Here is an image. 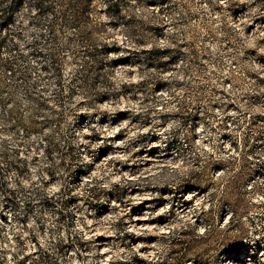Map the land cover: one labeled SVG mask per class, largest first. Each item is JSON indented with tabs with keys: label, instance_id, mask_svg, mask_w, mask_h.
I'll return each mask as SVG.
<instances>
[{
	"label": "rangeland",
	"instance_id": "obj_1",
	"mask_svg": "<svg viewBox=\"0 0 264 264\" xmlns=\"http://www.w3.org/2000/svg\"><path fill=\"white\" fill-rule=\"evenodd\" d=\"M3 1L0 264H264V0Z\"/></svg>",
	"mask_w": 264,
	"mask_h": 264
},
{
	"label": "built area",
	"instance_id": "obj_2",
	"mask_svg": "<svg viewBox=\"0 0 264 264\" xmlns=\"http://www.w3.org/2000/svg\"><path fill=\"white\" fill-rule=\"evenodd\" d=\"M18 8L9 1L0 0V55L4 56L3 51L6 48L8 42H10L9 36L11 35L15 19L17 16ZM12 72V70H8ZM255 177L250 180L249 186L252 187Z\"/></svg>",
	"mask_w": 264,
	"mask_h": 264
},
{
	"label": "bare ground",
	"instance_id": "obj_3",
	"mask_svg": "<svg viewBox=\"0 0 264 264\" xmlns=\"http://www.w3.org/2000/svg\"><path fill=\"white\" fill-rule=\"evenodd\" d=\"M146 159H147V157H146ZM148 161H146V162H144V163H142V164H144L143 166H144V168H148L151 164H152V162H151V159L150 158H148L147 159ZM150 160V161H149ZM144 161V160H143ZM130 174V173H129ZM135 174V173H134ZM196 192H193V194H195ZM131 221V228H142L143 226H148L146 223H145V217L142 215V214H137V215H135L134 217H133V219L132 220H130ZM102 252L103 253H105L106 252V248L105 247H103L102 248ZM252 263V262H251ZM249 261H242V260H235V261H233L231 264H251Z\"/></svg>",
	"mask_w": 264,
	"mask_h": 264
},
{
	"label": "trees",
	"instance_id": "obj_4",
	"mask_svg": "<svg viewBox=\"0 0 264 264\" xmlns=\"http://www.w3.org/2000/svg\"><path fill=\"white\" fill-rule=\"evenodd\" d=\"M18 8V6H16Z\"/></svg>",
	"mask_w": 264,
	"mask_h": 264
}]
</instances>
